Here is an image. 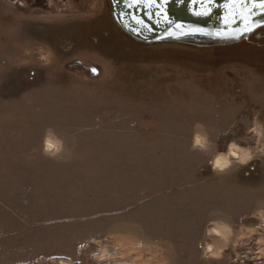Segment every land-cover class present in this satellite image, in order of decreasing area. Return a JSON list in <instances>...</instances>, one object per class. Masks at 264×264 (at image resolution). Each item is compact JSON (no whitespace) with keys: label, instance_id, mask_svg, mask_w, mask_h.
Instances as JSON below:
<instances>
[{"label":"rangeland","instance_id":"rangeland-1","mask_svg":"<svg viewBox=\"0 0 264 264\" xmlns=\"http://www.w3.org/2000/svg\"><path fill=\"white\" fill-rule=\"evenodd\" d=\"M116 13L0 0V264H264V20L147 42Z\"/></svg>","mask_w":264,"mask_h":264},{"label":"water","instance_id":"water-1","mask_svg":"<svg viewBox=\"0 0 264 264\" xmlns=\"http://www.w3.org/2000/svg\"><path fill=\"white\" fill-rule=\"evenodd\" d=\"M112 1L123 28L147 42L167 38L175 25L198 23L220 30H235L245 27L242 18L248 14L244 0H237L232 8L225 7L230 0H214L211 5L207 0H155L154 3L153 0ZM206 12L208 14H197ZM254 19L262 22L264 15L257 12Z\"/></svg>","mask_w":264,"mask_h":264},{"label":"snow or ice","instance_id":"snow-or-ice-1","mask_svg":"<svg viewBox=\"0 0 264 264\" xmlns=\"http://www.w3.org/2000/svg\"><path fill=\"white\" fill-rule=\"evenodd\" d=\"M155 0H153V3ZM214 2V0H207V3L211 5ZM237 0H230L229 3L225 5L226 8H232L235 7ZM150 6V5H149ZM244 6L247 8V16L242 18V22L245 24V27L243 28L241 35L245 33H250L252 31H255V28L258 26H261L260 23L255 21L254 17L259 12L260 14L264 15V0H244ZM208 12H210V8L208 9ZM206 13H197V14H208ZM199 31V29H197ZM207 34V33H205ZM236 38H239L238 36ZM95 71V70H93Z\"/></svg>","mask_w":264,"mask_h":264},{"label":"clouds","instance_id":"clouds-1","mask_svg":"<svg viewBox=\"0 0 264 264\" xmlns=\"http://www.w3.org/2000/svg\"><path fill=\"white\" fill-rule=\"evenodd\" d=\"M198 129L201 128V125H197L196 126ZM206 137L204 135H202L200 132H197L194 136V140H193V148H200V149H204L206 147ZM62 144L59 140H56L52 133L49 132L46 140H45V154H48L50 151H52L53 149H55V152H59L61 150ZM251 159L250 156H245L241 159V163H247L249 160ZM223 157H218L214 162V170L220 169L223 170L225 167H227L226 163H222Z\"/></svg>","mask_w":264,"mask_h":264},{"label":"bare ground","instance_id":"bare-ground-1","mask_svg":"<svg viewBox=\"0 0 264 264\" xmlns=\"http://www.w3.org/2000/svg\"><path fill=\"white\" fill-rule=\"evenodd\" d=\"M241 155H242L241 152L236 147H232L231 148V150L228 153V156L226 154L227 158L229 156H231V157H234V158L240 159V160L242 159V156ZM222 163H226V160L224 158L222 160ZM210 234L215 235V236H219L220 235V232L219 231L217 232V230L214 229V230L211 231Z\"/></svg>","mask_w":264,"mask_h":264}]
</instances>
